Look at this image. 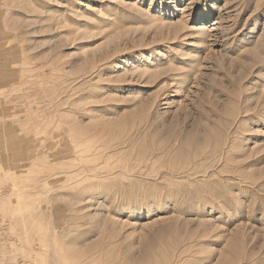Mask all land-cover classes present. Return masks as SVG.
Listing matches in <instances>:
<instances>
[{"label":"rangeland","instance_id":"374dc122","mask_svg":"<svg viewBox=\"0 0 264 264\" xmlns=\"http://www.w3.org/2000/svg\"><path fill=\"white\" fill-rule=\"evenodd\" d=\"M0 264H264V0H0Z\"/></svg>","mask_w":264,"mask_h":264},{"label":"bare ground","instance_id":"6f19581e","mask_svg":"<svg viewBox=\"0 0 264 264\" xmlns=\"http://www.w3.org/2000/svg\"><path fill=\"white\" fill-rule=\"evenodd\" d=\"M92 167V166H91ZM94 167V166H93ZM97 177V176H96Z\"/></svg>","mask_w":264,"mask_h":264}]
</instances>
